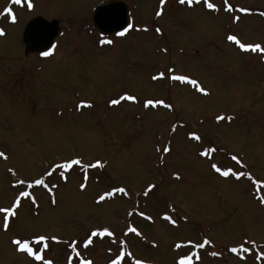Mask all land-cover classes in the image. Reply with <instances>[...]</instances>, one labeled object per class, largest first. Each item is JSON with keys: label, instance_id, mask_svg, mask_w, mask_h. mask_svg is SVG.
Returning <instances> with one entry per match:
<instances>
[{"label": "rangeland", "instance_id": "374dc122", "mask_svg": "<svg viewBox=\"0 0 264 264\" xmlns=\"http://www.w3.org/2000/svg\"><path fill=\"white\" fill-rule=\"evenodd\" d=\"M123 1L132 4L133 27L126 37L103 36L93 26L95 7L108 0H32V9L24 0L11 4L16 22L0 16L5 30L0 36V151L8 157H0V207L10 206L21 190L35 198V203L21 198L7 231L0 214V264H44L11 242L36 235L49 237L42 255L52 264H69V258L71 264L82 259L109 264L121 249L132 254L121 264L136 259L176 264L183 255L192 264H264V257L256 258L264 253V184L254 185L247 176L225 178L210 167L216 163L264 180V54L244 52L226 39L232 32L243 43L264 46V16L245 15L230 26L231 14L178 0L164 4L158 17L160 0ZM232 1L264 9V0ZM9 4L0 0V11ZM33 16L60 21L61 35L50 57L25 52L22 36ZM161 71L165 77L153 80ZM170 75L189 76L208 94ZM125 93L137 100L109 103ZM147 99H163L172 107L145 108ZM81 101L91 107H78ZM217 116L233 119L218 121ZM192 131L202 139H189ZM203 147L216 152L201 156ZM76 157L106 162L102 169L87 170L84 189L81 166L51 170ZM41 177L51 192L14 184ZM149 185L155 187L149 190ZM112 187H124L128 194L97 202ZM165 212L176 225L163 218ZM129 226L141 235L127 232ZM103 228L113 235L91 236ZM89 237L92 243L86 245ZM205 238L210 243L195 247ZM245 238L256 241L245 244L251 251L230 252Z\"/></svg>", "mask_w": 264, "mask_h": 264}, {"label": "snow or ice", "instance_id": "6c2138e0", "mask_svg": "<svg viewBox=\"0 0 264 264\" xmlns=\"http://www.w3.org/2000/svg\"><path fill=\"white\" fill-rule=\"evenodd\" d=\"M24 2V0H10V4L9 6H5L3 8L2 11H0V16H5L7 15L12 22H16L17 20V16L16 14L13 12V8L11 6V4H15V5H21ZM166 2V0H160V4L164 5ZM178 2L183 5L185 3H187L189 6L195 4H198L201 2V0H178ZM203 3L205 5V7L209 10H213V11H219V7L218 5L210 2V0H203ZM224 3V10L227 12H232L234 6L229 3V0H223ZM27 8L28 9H32L34 7L32 0H27ZM162 11L163 9L161 8L160 11H158L156 13L157 16L162 15ZM239 11L242 13H246L249 11V9L241 7L239 8ZM234 20L238 21L239 20V16H234L233 17ZM132 27L131 25H129V28ZM145 31L147 30V27L145 26ZM127 31V29H125V32ZM157 32H160L161 29L157 28L156 29ZM5 35V30L3 28H0V36ZM119 35H124V32L119 33ZM226 39L230 42H234L236 45L239 46V48L244 51V52H248L251 51L253 53L259 52L261 54H264V46H262L259 43L256 44H251V43H243L241 42L238 37L234 34H228ZM103 43V41H101ZM109 43H111V41H108ZM51 54L50 51H45L42 52L41 55L42 56H49ZM173 72V69L169 68L168 69V73L171 74ZM165 72L161 71L159 72L157 75L153 76L152 79L153 80H157V79H162L165 77ZM170 79L173 81H179V82H186L192 86H194V88L196 89V91L203 93V94H208L207 90L201 86L199 84V82L189 76L186 75H170ZM124 100H128V101H136L137 97L134 95H130V94H123L121 95L118 99H112L109 101V103L111 105H119L122 101ZM157 105H163L167 108H171L172 105L171 104H167L163 99H147L144 101V107L148 108L149 106L151 107H156ZM82 106H88L91 107V103L87 102V101H81L80 104L78 105V107H82ZM228 119L229 121L233 119L232 116H228V117H224V116H217L216 119L219 120H224V119ZM173 132H175L176 130V125L172 126L171 129ZM187 136L189 139L195 140V141H200L202 139V137L195 131L192 132H188ZM158 151H160L161 149H157ZM163 152L167 153L170 151V147L169 146H165L162 149ZM216 152V149L214 147H203L202 150L199 152V155L204 156V157H210L213 155V153ZM0 157L7 159V155L6 153L0 151ZM231 159L233 161H236L238 164L242 163L240 161V159L233 155L231 157ZM106 162H102L101 160L97 159L94 162H89V163H84L82 161L81 158L76 157V158H68L65 161L61 162V163H55L51 166V170H58V169H72L73 166H81L84 170H85V175H84V181L82 182L79 187L80 189H84L87 185H86V181L88 179L87 176V170L88 169H95V168H104L105 167ZM211 169H213L216 173H219L220 175H222L223 177L227 178L230 175L235 177L237 180H239L241 177L247 176L254 185H262L264 184V180H260V179H255L254 177L251 176L250 173L247 172H237L234 171L231 167L228 168H222L221 166H219L216 163H212L210 165ZM10 172H12L13 175H15V171L13 169H9ZM52 172L51 171H46L45 175H51ZM174 176H176L177 179H179V174L178 173H173ZM60 176L63 179H67V177L65 176V173L63 171L60 172ZM15 185H26L27 188H32L34 185H40L43 186L45 189H48L49 192H51V188H49V185L47 183H45V180L43 177L38 178V179H34L31 182L27 181V180H21V179H16L14 182ZM155 187V185H149L148 189L150 190L151 188ZM117 193H123L124 195H127V190L124 187H112L110 191H105L102 195H99L97 197V202H101L104 201L107 197H112ZM145 195H147V191H145L144 193ZM21 198H32L33 202L35 203V198L32 196V193L30 191H25V190H21L18 195L15 197L14 201L11 203L10 206H5V207H0V214H3L2 217V227L5 231H7L10 227V218H16L17 217V209L20 207L21 204ZM53 203H55V199L53 198ZM260 203L264 204V197L260 198ZM129 215H132L131 212H129ZM140 216H145L146 214L143 212L139 213ZM163 218L167 221H169L172 225H176L177 221L174 220L172 218L171 215H169L167 212H165L163 214ZM148 220H152L151 216H147ZM185 219H187L185 217ZM127 232H131V233H135L136 235H141V233H139L138 229H136L135 227H131L129 226L127 229ZM109 235L112 236L113 233L108 229V228H103V230H93L91 233V236H97V235ZM49 237L44 236V235H36L34 237L31 238H22V237H13L12 238V244L16 246V250L18 252H22V253H26L28 256L32 257L35 261H43L44 264H52L51 260H44V257L42 255L44 249H47L48 241ZM52 240H58V237H51ZM92 240L91 237H89L86 241L85 244H91ZM120 243L123 245L126 242L125 241H120ZM188 243H192L191 241H189ZM210 243V241L205 238L203 243H198L195 245V247L197 248H203L206 244ZM245 244H250L255 246L256 241L254 240H247V238H245V242L241 243L239 246H233L230 248V252L232 253H237L240 250H243L244 252H248L251 251L250 248L245 247ZM33 245H35L37 248H39V250H36ZM42 245V247H40ZM69 247H71L73 249V251H75V247L74 245H69ZM175 247L177 249H179L181 247V243H176ZM131 256L132 254L126 253L123 249H121V251L119 252V254H117L115 256L114 259H111L109 261V264H121L122 260L125 258V256ZM213 255H217V253H213ZM77 256H80V253L77 252ZM261 257H264V253H259L257 255V259H260ZM198 259V257H197ZM69 264H71V258H69ZM80 264H92V261L89 259H82L80 261ZM135 264H146L145 261L136 259L135 260ZM176 264H192V258L190 256L187 255H183L180 256L178 258V260L176 261Z\"/></svg>", "mask_w": 264, "mask_h": 264}, {"label": "water", "instance_id": "95a60500", "mask_svg": "<svg viewBox=\"0 0 264 264\" xmlns=\"http://www.w3.org/2000/svg\"><path fill=\"white\" fill-rule=\"evenodd\" d=\"M95 27L103 34L125 32L130 25L128 4L125 1L112 0L100 4L93 14ZM60 21L37 16L31 19L23 32L22 41L26 53L48 50L60 35Z\"/></svg>", "mask_w": 264, "mask_h": 264}, {"label": "flooded vegetation", "instance_id": "af4514ba", "mask_svg": "<svg viewBox=\"0 0 264 264\" xmlns=\"http://www.w3.org/2000/svg\"><path fill=\"white\" fill-rule=\"evenodd\" d=\"M108 1H111V0H108ZM121 1H123V0H121ZM168 2H169V0H166L165 4L168 3ZM210 2H212V3L216 4V5H218V7H219V11H215V12L217 13V15H221V14L225 13V14H227V15L229 16V14H231V18L228 19L230 26H231V25H234V24L237 25V23L241 20V18H243L242 16H245V15H260V16H264V9H259L258 7H256V8H249V7L244 6V5H241V4H235L232 0H229V3H231V4L234 6L232 12H227V11L224 10V3H223V0H210ZM126 3H127V2H126ZM127 4H128V8H129V15H130V17L132 18V14H131V13H132V10H131V9H132V6H131L132 4H131L130 2H128ZM162 7H164V6H163V5L160 6L159 9L156 11V13H157L158 11H160ZM241 7L247 8V9H249V11L246 12V13H242V12L239 11V8H241ZM190 8H199L200 10L213 11V10H209V9H207V8L205 7V5H204V3H203V0H201V2L198 3V4H195V3H194L193 5L190 6ZM234 13H237V14H234ZM156 16H157V15H156ZM234 16H239V20H238V21L234 20V19H233ZM35 17H36V16H35ZM35 17L33 16V17L30 18L27 22H29L31 19H33V18H35ZM157 17H158V16H157ZM46 19H47V18H46ZM49 19L51 20V19H56V18H49ZM130 25L133 27L132 21H131ZM132 27H130V28L124 33V35L109 34V35H103V36H107V37H109V36L125 37V36L128 35V33L130 32V30L132 29ZM156 27H159V26L156 25ZM95 29H96V28H95ZM138 29H139V27H138ZM98 32H99V31H98ZM99 33H100V32H99ZM100 34H101V33H100ZM228 34H233V33H232V32H231V33L229 32V33L226 34V36H227ZM55 41H56V40H55ZM51 51H52V50L50 49V52H51ZM25 52H26V51H25ZM41 53H42V52H38V54H40L41 58H46L45 56H42ZM47 57H50V56H47Z\"/></svg>", "mask_w": 264, "mask_h": 264}, {"label": "bare ground", "instance_id": "6f19581e", "mask_svg": "<svg viewBox=\"0 0 264 264\" xmlns=\"http://www.w3.org/2000/svg\"><path fill=\"white\" fill-rule=\"evenodd\" d=\"M168 5V4H167ZM164 14V13H163ZM129 34V33H128ZM126 37V36H125Z\"/></svg>", "mask_w": 264, "mask_h": 264}]
</instances>
